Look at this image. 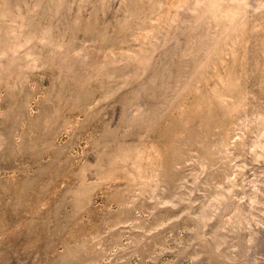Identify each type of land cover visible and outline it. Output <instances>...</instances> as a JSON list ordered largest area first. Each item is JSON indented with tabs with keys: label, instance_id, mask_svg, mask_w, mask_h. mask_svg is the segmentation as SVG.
Listing matches in <instances>:
<instances>
[{
	"label": "rangeland",
	"instance_id": "374dc122",
	"mask_svg": "<svg viewBox=\"0 0 264 264\" xmlns=\"http://www.w3.org/2000/svg\"><path fill=\"white\" fill-rule=\"evenodd\" d=\"M0 264H264V0H0Z\"/></svg>",
	"mask_w": 264,
	"mask_h": 264
}]
</instances>
